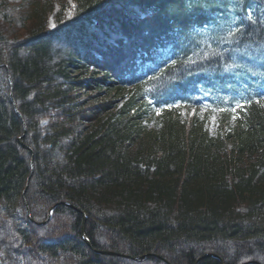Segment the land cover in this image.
I'll list each match as a JSON object with an SVG mask.
<instances>
[{"label": "trees", "instance_id": "trees-1", "mask_svg": "<svg viewBox=\"0 0 264 264\" xmlns=\"http://www.w3.org/2000/svg\"><path fill=\"white\" fill-rule=\"evenodd\" d=\"M70 11L0 0V264H264V0Z\"/></svg>", "mask_w": 264, "mask_h": 264}, {"label": "rangeland", "instance_id": "rangeland-1", "mask_svg": "<svg viewBox=\"0 0 264 264\" xmlns=\"http://www.w3.org/2000/svg\"><path fill=\"white\" fill-rule=\"evenodd\" d=\"M23 5H30L36 0H19ZM48 1L54 5V10L57 11L62 5L66 9V13L70 14V6H72V0H39ZM53 23L51 19L50 24ZM168 113H164V112ZM162 112H157L156 115L161 114H171L173 118H179L181 121L189 123V121L196 117L197 122L201 124L203 130L211 137H217L222 135L223 132L234 125L236 119L238 118L237 110H232L230 116H224L223 109L218 107H212L206 104H200L194 107L188 106H176L171 109H167ZM148 130L156 128V119H150L146 122Z\"/></svg>", "mask_w": 264, "mask_h": 264}, {"label": "water", "instance_id": "water-1", "mask_svg": "<svg viewBox=\"0 0 264 264\" xmlns=\"http://www.w3.org/2000/svg\"><path fill=\"white\" fill-rule=\"evenodd\" d=\"M18 142H19V144H20L23 148H27V146L24 145V144L21 142V138L18 139ZM26 189H27V186L25 187V190H24V192H23V198H24V194H25V192H26ZM24 204H25V208H26L27 216H28L29 220H30L31 222H33V220H32L31 217H30L29 208H28V206H27V203H26L25 199H24ZM55 206H56V205H54L53 207L50 208L49 213H48L47 220L50 218L51 213H52L53 209L55 208ZM69 206H71V205H69ZM84 219H85V217H84ZM47 220H46V221H47ZM46 221L43 222L42 224L46 223ZM83 224H84V223H83ZM81 237H82V239L85 241V243L90 247L91 251H92L93 253H95V254H99V255H116V256H122V257L124 256V255H121V254H119V253H115V252H111V251H100V250H95V249H93V248L91 247L90 242L87 240V238H86L85 235H84V227H83V225H82ZM124 257H128V258L133 259V260H138V259L141 260V259H142V257H138V258H137V257H130V256H124ZM204 257H213V258L220 259V258H219L217 255H215V254H206V255H204ZM159 258L162 259L165 263L170 264V263H168L167 261H165L163 258H161V257H159ZM221 264H223V263H221Z\"/></svg>", "mask_w": 264, "mask_h": 264}, {"label": "snow or ice", "instance_id": "snow-or-ice-1", "mask_svg": "<svg viewBox=\"0 0 264 264\" xmlns=\"http://www.w3.org/2000/svg\"><path fill=\"white\" fill-rule=\"evenodd\" d=\"M229 35H231V32L229 33ZM235 62V61H234ZM230 67V66H229ZM227 70V69H226ZM237 107H240V105L239 104H237Z\"/></svg>", "mask_w": 264, "mask_h": 264}]
</instances>
